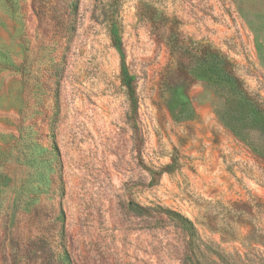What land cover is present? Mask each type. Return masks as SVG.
I'll list each match as a JSON object with an SVG mask.
<instances>
[{"label": "rangeland", "instance_id": "374dc122", "mask_svg": "<svg viewBox=\"0 0 264 264\" xmlns=\"http://www.w3.org/2000/svg\"><path fill=\"white\" fill-rule=\"evenodd\" d=\"M207 45L264 110V0H0V264L53 225L74 264H264V130L190 72Z\"/></svg>", "mask_w": 264, "mask_h": 264}, {"label": "trees", "instance_id": "16d2710c", "mask_svg": "<svg viewBox=\"0 0 264 264\" xmlns=\"http://www.w3.org/2000/svg\"><path fill=\"white\" fill-rule=\"evenodd\" d=\"M110 39L113 46L119 51L121 64V81L125 87L129 101V121L133 127L136 126L138 116V97L135 77L130 72L123 48L122 36L115 21L110 23ZM182 53L190 56L193 61L191 73L204 82L218 86L222 93V99L218 104V113L226 122L235 128H242V125L264 130V110L247 95L239 82V79L232 72L228 60L212 46H206L196 51L184 48ZM235 118V119H234ZM131 209L139 214L146 212L144 207H137L130 203ZM168 217L178 221L181 228L192 234L194 224L192 221L176 211H169ZM64 226L50 227L47 239L48 250L43 255L44 264H74L65 243Z\"/></svg>", "mask_w": 264, "mask_h": 264}]
</instances>
